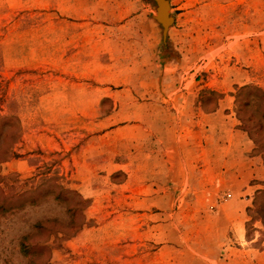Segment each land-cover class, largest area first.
<instances>
[{
  "label": "rangeland",
  "instance_id": "obj_1",
  "mask_svg": "<svg viewBox=\"0 0 264 264\" xmlns=\"http://www.w3.org/2000/svg\"><path fill=\"white\" fill-rule=\"evenodd\" d=\"M169 1L165 41L155 0H0V115L20 125L0 174L88 199L43 264H264V153L235 111L237 87H264V0ZM48 218L69 220L53 200L0 213V264H31L21 238Z\"/></svg>",
  "mask_w": 264,
  "mask_h": 264
},
{
  "label": "trees",
  "instance_id": "obj_2",
  "mask_svg": "<svg viewBox=\"0 0 264 264\" xmlns=\"http://www.w3.org/2000/svg\"><path fill=\"white\" fill-rule=\"evenodd\" d=\"M202 96L204 102L219 97L220 94L214 90H205ZM235 111L241 122V129L249 134L257 149L264 153V87L253 84L237 87ZM11 125L14 127H11L12 131L11 128L6 129ZM19 126L17 118L0 115V165L15 154L13 145L20 135ZM30 182V187L22 189L14 183L4 182V177L0 174V213L13 214L27 206H36L49 200L65 206L69 216L67 224L64 225L58 218L44 219L38 221L34 228L36 233L45 237L34 242H29L31 235L21 238L22 254L32 259L31 264H43L45 258L49 260L51 256L52 247L49 242L53 234L73 236L85 225L88 199L78 190L64 185L58 175L50 172H43L38 179L32 178ZM249 215L252 220L247 222V231L253 220H260L264 225V188L257 191L253 207L249 208ZM44 252L47 253L46 257L43 256Z\"/></svg>",
  "mask_w": 264,
  "mask_h": 264
},
{
  "label": "crops",
  "instance_id": "obj_3",
  "mask_svg": "<svg viewBox=\"0 0 264 264\" xmlns=\"http://www.w3.org/2000/svg\"><path fill=\"white\" fill-rule=\"evenodd\" d=\"M249 64H250L249 67H251V68L253 67V68H255L257 70L258 66H260V60L258 58L257 59L254 58ZM240 70H239V74L240 73L243 74V77L239 78V75H238V77L236 76V78L233 79V83L238 84V85H243V84H246L247 82H249V81L241 82V78H244L246 76V73L249 72V70L248 69H243V68H241ZM226 98L231 99V97H226ZM226 98L221 100V102L224 101ZM229 107H230V105H229ZM220 110H221V108H219V110L217 112L213 113V114H218ZM226 116L233 117L234 114L233 113L231 115L227 114ZM234 134L238 138L237 144H239V146H241V151L242 152H251V150L253 148V144H252V141L247 137L246 133L244 131L239 130V129H234L233 130V135ZM227 146L228 147L233 146L231 140H230V143ZM227 162H228V160H227Z\"/></svg>",
  "mask_w": 264,
  "mask_h": 264
},
{
  "label": "water",
  "instance_id": "obj_4",
  "mask_svg": "<svg viewBox=\"0 0 264 264\" xmlns=\"http://www.w3.org/2000/svg\"><path fill=\"white\" fill-rule=\"evenodd\" d=\"M157 4V15L155 18L159 23L163 25V37L164 40H167V34L170 25L173 23L174 18L171 15V4L169 0H155ZM171 20L170 24L168 22Z\"/></svg>",
  "mask_w": 264,
  "mask_h": 264
},
{
  "label": "bare ground",
  "instance_id": "obj_5",
  "mask_svg": "<svg viewBox=\"0 0 264 264\" xmlns=\"http://www.w3.org/2000/svg\"><path fill=\"white\" fill-rule=\"evenodd\" d=\"M171 20L168 22V25L170 24Z\"/></svg>",
  "mask_w": 264,
  "mask_h": 264
}]
</instances>
